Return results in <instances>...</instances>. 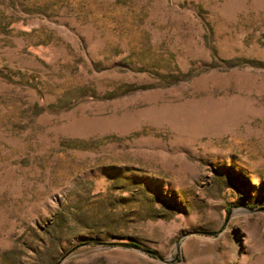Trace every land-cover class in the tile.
<instances>
[{
  "label": "rangeland",
  "instance_id": "374dc122",
  "mask_svg": "<svg viewBox=\"0 0 264 264\" xmlns=\"http://www.w3.org/2000/svg\"><path fill=\"white\" fill-rule=\"evenodd\" d=\"M0 264H264V0H0Z\"/></svg>",
  "mask_w": 264,
  "mask_h": 264
},
{
  "label": "water",
  "instance_id": "95a60500",
  "mask_svg": "<svg viewBox=\"0 0 264 264\" xmlns=\"http://www.w3.org/2000/svg\"><path fill=\"white\" fill-rule=\"evenodd\" d=\"M100 245H103V243H99ZM117 245H121V246H125V247H131V248H135L137 250H141V251H144V252H147L148 254L156 257L157 259H159L160 261H165L164 259H162L161 257H159L155 252L153 251H145L142 247H140L139 245L137 244H134V245H131L129 243H121V244H117Z\"/></svg>",
  "mask_w": 264,
  "mask_h": 264
},
{
  "label": "trees",
  "instance_id": "16d2710c",
  "mask_svg": "<svg viewBox=\"0 0 264 264\" xmlns=\"http://www.w3.org/2000/svg\"><path fill=\"white\" fill-rule=\"evenodd\" d=\"M129 244H131V245H134V243H129ZM141 247V246H140ZM143 248V247H142ZM145 251H149V250H147V249H145V248H143Z\"/></svg>",
  "mask_w": 264,
  "mask_h": 264
}]
</instances>
